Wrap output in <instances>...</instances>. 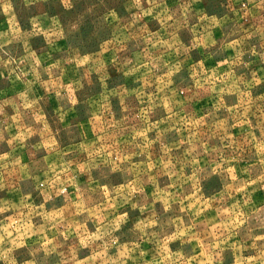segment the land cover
I'll return each instance as SVG.
<instances>
[{
	"label": "rangeland",
	"instance_id": "obj_1",
	"mask_svg": "<svg viewBox=\"0 0 264 264\" xmlns=\"http://www.w3.org/2000/svg\"><path fill=\"white\" fill-rule=\"evenodd\" d=\"M0 264H264V0H0Z\"/></svg>",
	"mask_w": 264,
	"mask_h": 264
}]
</instances>
